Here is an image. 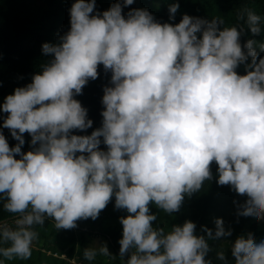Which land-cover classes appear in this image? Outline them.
Wrapping results in <instances>:
<instances>
[{
	"label": "clouds",
	"instance_id": "clouds-1",
	"mask_svg": "<svg viewBox=\"0 0 264 264\" xmlns=\"http://www.w3.org/2000/svg\"><path fill=\"white\" fill-rule=\"evenodd\" d=\"M95 7V0H75L70 29L59 42L42 45L53 58L5 97L3 125L18 143L10 147L0 132V199L18 215L12 224L0 222V256L28 258L38 236L34 225L47 217L57 228L95 219L115 195V206L129 213L120 218V253L134 249L126 264H211L208 240L192 220L165 232L153 226L149 203L178 210L186 193L211 178L215 161L217 182L248 199L238 204L241 218H264V57L255 40L242 46L236 25L221 28L219 17L185 13L173 24L155 20L147 8L125 16L119 0L102 13ZM178 8L169 6L170 18ZM260 22L247 11L253 34L261 32ZM258 46L264 50V42ZM248 57L249 70L238 73ZM100 64L112 72L102 126L76 134L93 121L75 96L98 76ZM25 131L38 146L22 152ZM215 224V238L232 239L222 218ZM97 251L110 255L101 246L85 248L84 257L92 260ZM233 258L264 264V239H241ZM220 260L227 264L223 254Z\"/></svg>",
	"mask_w": 264,
	"mask_h": 264
},
{
	"label": "trees",
	"instance_id": "trees-1",
	"mask_svg": "<svg viewBox=\"0 0 264 264\" xmlns=\"http://www.w3.org/2000/svg\"><path fill=\"white\" fill-rule=\"evenodd\" d=\"M51 9L39 7L35 0H0V132H2L8 143L15 146L18 141L11 135V130L4 127L3 121L8 113L2 110L5 97L14 92L16 87L25 86L32 81L33 75L42 71L43 66L53 58L52 54H46L42 50L45 42L57 43L60 37L66 33L70 25V8L75 0H48ZM96 11L103 12L109 0H95ZM117 0L111 2L116 3ZM122 4V13L127 16L130 9L147 8L155 20L164 23H178L185 13L194 17H201L211 20L214 17L223 19L226 25H236L240 31V42L244 43L253 39L257 43L256 47L258 58L264 57V50H260L259 43L264 42V0H133L131 5H125L124 0H119ZM178 3L179 8L174 14V19L170 18L169 6ZM252 10L261 16V32L253 34L246 21L247 11ZM93 13V14H94ZM198 35H200L198 33ZM246 51V49H245ZM251 57L242 62L236 71L240 74H246L249 70L246 65H250ZM98 76L95 79L89 78L88 82L82 87L81 93L76 94L75 98L88 109V117L92 119V125L87 129H73L72 132L80 135L91 134V132L102 126V110L105 107L102 103L104 87L111 84L112 72L105 69L103 64L98 65ZM24 144L21 145L22 152H26L38 145L31 143V134L27 131L23 133ZM101 149H106L107 145L103 143L101 137ZM19 158L20 154H16ZM218 164L212 161L210 170L211 178L205 179L200 189L188 194L190 198L191 210L189 215L180 219L178 224H183L186 220H192L196 225V233L204 235L208 240L210 250L205 257L211 264H224V261H218L216 256L218 245L222 244L224 237L215 238L216 224L215 220L219 215L222 206L223 194L226 190L224 184L218 181ZM3 199H0V221H4L18 215L7 212L3 208ZM248 202L246 198L239 206L243 207ZM149 204H153L150 202ZM162 208L158 205L151 206L150 211L155 214L156 219L152 221L154 227L163 228L165 232L169 229L164 228L160 221ZM101 213L108 220L107 231L105 235L111 243H116L122 238L123 224L121 217L129 213L126 208L115 206V195L109 200ZM101 216L95 219L80 218L79 220L86 226L88 223H96ZM223 219V218H222ZM225 232L232 233V242L234 246L241 240H247L249 237H255L257 240L259 233V222L255 219H243L239 214L238 206L231 211L226 219H223ZM36 231L45 237L51 238L49 249L64 250L66 256L74 259L75 262L67 264H110L105 263L103 253L97 251L92 260L84 257V236H79L73 230L68 228H57L52 217H47L43 224L33 226ZM212 229L213 236H208L206 229ZM58 231V232H57ZM91 233H96L90 230ZM65 243V245H61ZM63 247V248H58ZM231 251L228 252V258ZM231 264V263H228ZM237 264V262L233 263Z\"/></svg>",
	"mask_w": 264,
	"mask_h": 264
},
{
	"label": "rangeland",
	"instance_id": "rangeland-1",
	"mask_svg": "<svg viewBox=\"0 0 264 264\" xmlns=\"http://www.w3.org/2000/svg\"><path fill=\"white\" fill-rule=\"evenodd\" d=\"M114 0H109L106 5V9H108ZM68 2V0H67ZM35 3L43 8V9H51V5L48 0H35ZM225 185V192L223 194L222 206L219 212L221 218L226 219L227 216L235 209L238 204L240 205L246 198L240 197L239 194L234 191L233 187L230 184ZM190 198L186 193L184 195V199L178 210H173L172 212H167L164 209L161 210V218L160 221L163 222L164 228L169 229L174 225H177L180 219L186 218L191 210ZM153 204H149V208L151 206H156L154 202ZM98 216H101L96 223H88L86 226L78 219L75 223V226L69 227L68 229L73 230L79 236L83 234L84 236V247H96L99 248L101 246H106L110 255L103 254L105 257V263L110 264H126L128 258L130 257L132 251L134 249L130 248L126 253L121 255L120 253V239L116 243H111L109 238L105 235L107 231V222L106 217L101 213ZM259 222V233L257 237V242L264 239V218L256 220ZM90 230H94L96 233H91ZM58 232V231H57ZM37 238L32 243V251L31 255L28 258H13L11 260H7L6 258L0 256V259L5 260V264H67L69 262H75L74 259L69 258L63 252L64 250H58L55 252L54 249H49V244L51 243V238L45 237L40 232H38ZM123 235V231L121 232ZM61 245H65V243H61ZM63 248V247H58ZM218 252L216 254L218 261L220 260V254L227 259L229 250L231 251V255L228 258V263H235L236 261L233 258L234 253V244L232 240H225L222 244L217 247Z\"/></svg>",
	"mask_w": 264,
	"mask_h": 264
},
{
	"label": "built area",
	"instance_id": "built-area-1",
	"mask_svg": "<svg viewBox=\"0 0 264 264\" xmlns=\"http://www.w3.org/2000/svg\"><path fill=\"white\" fill-rule=\"evenodd\" d=\"M17 215H15L14 217L10 218V219H7V220H4V221H7L9 224H12L13 221H14V218L16 217ZM0 222H3V221H0Z\"/></svg>",
	"mask_w": 264,
	"mask_h": 264
}]
</instances>
